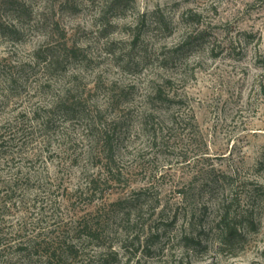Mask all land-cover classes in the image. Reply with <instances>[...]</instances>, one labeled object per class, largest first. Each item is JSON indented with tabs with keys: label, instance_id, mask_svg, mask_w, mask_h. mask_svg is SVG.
<instances>
[{
	"label": "rangeland",
	"instance_id": "obj_1",
	"mask_svg": "<svg viewBox=\"0 0 264 264\" xmlns=\"http://www.w3.org/2000/svg\"><path fill=\"white\" fill-rule=\"evenodd\" d=\"M4 1L0 264H264V0Z\"/></svg>",
	"mask_w": 264,
	"mask_h": 264
},
{
	"label": "trees",
	"instance_id": "obj_2",
	"mask_svg": "<svg viewBox=\"0 0 264 264\" xmlns=\"http://www.w3.org/2000/svg\"><path fill=\"white\" fill-rule=\"evenodd\" d=\"M120 0H105V3L103 4V6L111 9V8H115L117 7V3ZM9 3V1L5 0L3 2V4H7ZM103 9V7H102ZM226 208H225V212H226ZM221 225V233H220V237H219V242L220 244L226 245L228 247H232L234 245V242L237 240L239 232L237 230L236 226H231L230 222H228L227 220V216H223L220 217V220L218 222ZM186 242L188 244L193 243V244H199V241L194 238V237H187L186 238Z\"/></svg>",
	"mask_w": 264,
	"mask_h": 264
}]
</instances>
